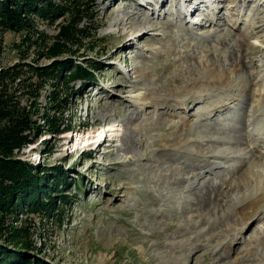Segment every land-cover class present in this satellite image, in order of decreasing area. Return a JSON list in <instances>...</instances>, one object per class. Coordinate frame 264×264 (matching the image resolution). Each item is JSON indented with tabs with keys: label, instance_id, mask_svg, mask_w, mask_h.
Wrapping results in <instances>:
<instances>
[{
	"label": "rangeland",
	"instance_id": "obj_1",
	"mask_svg": "<svg viewBox=\"0 0 264 264\" xmlns=\"http://www.w3.org/2000/svg\"><path fill=\"white\" fill-rule=\"evenodd\" d=\"M51 1L63 4V0ZM246 1L214 3L212 8L223 20L218 27L205 13L195 16L201 26L188 24L179 0L152 10L134 8L131 0H84L89 2L88 15L75 24L82 33L74 43L68 39L67 27L73 25L70 14L44 19L29 13L27 30L0 27V90L5 85L22 108L34 112V132L26 133L33 142L16 150L15 156L47 169L49 184L62 174L65 187L59 197L52 194L57 211L37 214L21 209L5 219L0 245L8 255L21 254L45 264H258L263 260L257 244L264 236V211L241 228L233 198L246 189L226 192L236 172L202 171L193 164L183 168L157 160L165 139H174L189 120L192 139L221 141L210 150L234 160H216L223 167L240 166L253 155L264 161V144L258 147L261 154H253L249 134L254 92L264 88V0ZM235 41L246 45V65L234 76L235 86L226 95L237 97L244 87L256 90L251 97L244 93L240 98L238 117L227 111L197 116L225 97L210 88L204 94L207 99L200 97L199 104L186 112L157 102L198 83L199 69L211 64L230 67L240 61ZM58 62L66 66L60 77ZM76 64L93 76L71 79L68 70ZM140 94L153 101L141 105L135 100ZM109 125L118 129L117 137H108L96 147V139L106 131L101 133L103 127ZM6 227L16 229L12 234L19 232L14 241H9ZM8 255L1 264H22Z\"/></svg>",
	"mask_w": 264,
	"mask_h": 264
},
{
	"label": "bare ground",
	"instance_id": "obj_2",
	"mask_svg": "<svg viewBox=\"0 0 264 264\" xmlns=\"http://www.w3.org/2000/svg\"><path fill=\"white\" fill-rule=\"evenodd\" d=\"M131 5L134 8H140L143 9H149L156 7V5L160 8H164L166 3L169 2V0H151L149 3L146 0L144 2L140 0H131ZM248 0L245 2L247 3ZM153 13L151 16L154 15L155 11H152ZM216 13V14H215ZM213 13V16L208 19L211 25L213 26H222V18L218 15L217 12ZM220 13V12H219ZM234 17V16H233ZM237 18V17H236ZM196 26H200V23L196 24ZM234 28V26L232 27ZM254 32L256 31L253 30ZM141 32V31H140ZM255 35L256 32H255ZM246 37V36H245ZM234 40V39H233ZM247 40V37H246ZM246 40L243 38V41ZM234 42V41H233ZM245 44L240 43V41H235V47L238 48L241 59L240 61H236L228 66H218L216 64H211L206 69H199L198 70V83H191L190 85H187L184 87L182 93L178 96L174 97H159L157 102H160L161 105L166 106V108L177 107L178 109H183L184 112L187 111L188 107L192 104L196 106L199 104L198 99L200 97H203L204 100L205 96L209 93L208 88H210L213 92H215L216 95L223 94L225 97L220 98L221 100L219 103L220 105L213 107H204L201 109L197 116L205 115L209 116L211 114L221 113L223 111H227L230 116L238 117L237 108L236 105L241 101L240 98L244 97V93L246 95H253L252 91H256L255 89L250 90H244V88H241L239 91V96L237 97H228L226 93L229 91L228 89H232L234 85V76L239 75L242 70L245 68V62L243 60L244 58V48ZM252 87H255L254 82H250ZM264 89V88H263ZM262 89V92L259 94L257 92H254L256 96V100L253 104V110H252V134L253 135V154L254 153H262L259 151L258 147H260V144H264V90ZM99 93V91H97ZM207 93L206 95H204ZM214 93H212L213 95ZM245 95V96H246ZM219 97V96H218ZM251 97V96H250ZM233 98V99H232ZM212 99V97H211ZM136 101H139L141 105L149 104L153 100L147 95V94H140L136 97ZM227 101V102H225ZM235 105V106H234ZM252 108V107H251ZM233 109V111H232ZM189 113V112H188ZM191 113V112H190ZM234 114V115H233ZM236 114V115H235ZM210 117V116H209ZM184 119V118H183ZM184 127L181 129L176 135L174 136V139H165L164 141V149L160 154L157 155V160L164 159L167 163H175V165L180 164V167L188 166L189 164H193L194 167H199L200 170H204L207 168H211V170L220 169V170H228V172H236L237 178L232 179V182H230L227 186L229 188L228 192L234 194L238 192L241 188L246 189V193H243V195H235L237 197L233 198L234 203V209L236 216L239 217V221H241L243 228L244 226H247L249 223H251L259 214H261L264 211V161L257 160V158H254L255 156H251L249 161L244 162L240 166L236 165L235 163L233 165H229L228 168L223 167L221 161L218 162L216 160H225V158H230L229 155H223L221 154H215L213 151L210 150V147L212 145H218L221 141H198L195 139H192L190 136V121L185 120L183 123ZM106 125H104L105 127ZM102 129L101 133L104 131L103 134L99 136V139H96L97 146L100 147L105 140L108 137H117V131L118 129L113 127L112 125H109L110 128H104ZM115 134V135H113ZM247 135V136H250ZM252 152V151H251ZM264 157V153L261 154ZM225 156V157H224ZM235 158V156L233 157ZM214 161H211V160ZM229 160V159H228ZM228 162H234V160L230 159ZM178 167V166H177ZM230 174V173H229ZM199 175L193 176V178L198 177ZM225 193V192H224ZM239 193V192H238ZM230 195V196H231ZM211 218V217H210ZM207 221H210L207 220ZM216 221V220H215ZM240 226V222L238 223ZM258 248H261L263 250V260H264V236L259 240L258 242ZM256 252V251H255ZM261 257V255H260ZM261 258V259H262ZM255 260V258H254ZM262 260V261H263ZM250 262H253V259L249 260ZM260 262L258 264H264L263 262ZM237 262V261H236ZM245 262V261H244ZM241 261H238L235 264H240ZM249 264V263H248Z\"/></svg>",
	"mask_w": 264,
	"mask_h": 264
},
{
	"label": "trees",
	"instance_id": "obj_3",
	"mask_svg": "<svg viewBox=\"0 0 264 264\" xmlns=\"http://www.w3.org/2000/svg\"><path fill=\"white\" fill-rule=\"evenodd\" d=\"M88 4L89 2H84V0H63V4H56L51 0H0V27L10 31L27 30L28 26L25 21L26 14L29 13L38 14L44 19L70 14L73 16V25L67 27L70 30L68 39L74 43L78 33H82L76 25L85 15L87 17ZM63 64V62H58L59 77L62 76V69L66 67ZM68 71L72 72L70 76L73 80L78 77L89 79L93 76L91 70L81 64L71 66ZM33 114L32 110L22 108L16 95H10L7 87L2 86L0 90V231L5 226V219L16 214L18 210L29 209L30 212L37 214H47L48 210L57 211V208L52 205L56 199L52 198V194L56 193L59 197L60 193L65 192L62 174L55 175V183L49 184L47 169H39L15 156L16 150H21L33 142L26 134L30 131L34 132ZM12 230L16 231L10 228L6 230L7 234L10 233L9 241H14L12 238L19 235L18 231L17 234H12ZM5 255L7 256L8 252L0 245V261L5 258ZM8 256L9 258L15 257L14 261L17 260L22 264H45L38 260L35 263L28 261V257L21 254L13 253ZM15 263L8 262V264Z\"/></svg>",
	"mask_w": 264,
	"mask_h": 264
}]
</instances>
